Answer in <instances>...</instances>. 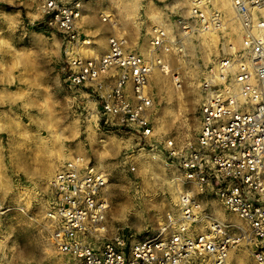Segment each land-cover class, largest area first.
<instances>
[{
	"label": "rangeland",
	"instance_id": "obj_1",
	"mask_svg": "<svg viewBox=\"0 0 264 264\" xmlns=\"http://www.w3.org/2000/svg\"><path fill=\"white\" fill-rule=\"evenodd\" d=\"M191 1L83 0L80 20L88 33L101 26L153 60L154 136L179 146L196 136L201 84L218 70L228 47L240 48L238 22L231 23L221 0L211 2L228 19L224 31L191 33L176 24L188 16ZM155 27L165 31L156 50L151 43ZM60 57V40L37 24L33 0H0V264H76L52 246L46 214L52 176L77 155L107 175V236L126 230L141 237L166 236L165 221L188 192L199 201L204 221L220 222L237 240L224 264H259L246 224L214 197L201 194L174 163L142 149L130 134L97 130L92 102L62 83ZM240 235L245 238L238 241Z\"/></svg>",
	"mask_w": 264,
	"mask_h": 264
},
{
	"label": "built area",
	"instance_id": "obj_2",
	"mask_svg": "<svg viewBox=\"0 0 264 264\" xmlns=\"http://www.w3.org/2000/svg\"><path fill=\"white\" fill-rule=\"evenodd\" d=\"M82 2L33 0L37 24L60 40L62 83L92 102L97 130L132 135L142 149L159 152L201 194L242 220L252 255L264 264V0H229L240 48L228 47L218 70L201 84L198 130L181 146L154 136L153 60L130 49L124 36H109L106 50L99 51L80 25ZM174 22L191 33H220L228 19L211 0H192L188 16ZM152 37L156 50L165 31L155 27ZM50 188L49 240L76 264H224L237 242L220 222L203 220L199 201L188 192L165 221L166 236L128 230L107 236L108 178L84 156L60 166Z\"/></svg>",
	"mask_w": 264,
	"mask_h": 264
},
{
	"label": "crops",
	"instance_id": "obj_3",
	"mask_svg": "<svg viewBox=\"0 0 264 264\" xmlns=\"http://www.w3.org/2000/svg\"><path fill=\"white\" fill-rule=\"evenodd\" d=\"M106 21V20H105ZM104 21V22H105ZM103 27H101V26H99L97 29H91L90 31H91V33H88L87 32V30H88V28L84 25L83 27H82V29H83V31L87 34V35H89V36H91L92 38H93V40H94V42H95V38H97V39H99V40H101L102 41V47H103V50H106V48H107V39H108V37H109V35L110 34H106L105 33V29H102ZM105 30V31H104ZM93 33V34H92ZM96 33V34H95ZM128 40V39H127ZM96 43V42H95Z\"/></svg>",
	"mask_w": 264,
	"mask_h": 264
},
{
	"label": "bare ground",
	"instance_id": "obj_4",
	"mask_svg": "<svg viewBox=\"0 0 264 264\" xmlns=\"http://www.w3.org/2000/svg\"><path fill=\"white\" fill-rule=\"evenodd\" d=\"M229 1L228 0H221V7L223 8V9H225L226 11H227V13L230 15V19H231V23H235V19L234 18H232V9H231V6L229 5V3H228ZM236 27V26H235ZM237 28H238V26H237ZM236 32H237V30H236ZM208 34V33H207ZM237 37H238V34H237ZM155 79H158V78H155ZM159 81V80H158ZM157 82V81H156ZM155 82V83H156ZM161 83V82H160ZM241 236V235H240ZM243 238H245V236H241V238L238 240V241H240V240H242ZM238 257V256H237ZM239 258V257H238ZM240 258H242V257H240ZM236 260V259H235ZM242 261V260H241ZM243 262V261H242ZM246 263V262H245ZM235 264H240L239 263V261H235ZM242 264H244V262L242 263Z\"/></svg>",
	"mask_w": 264,
	"mask_h": 264
}]
</instances>
